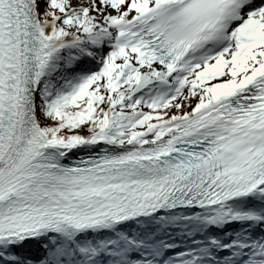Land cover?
<instances>
[{
	"label": "snow or ice",
	"instance_id": "1",
	"mask_svg": "<svg viewBox=\"0 0 264 264\" xmlns=\"http://www.w3.org/2000/svg\"><path fill=\"white\" fill-rule=\"evenodd\" d=\"M0 264H264V0H0Z\"/></svg>",
	"mask_w": 264,
	"mask_h": 264
}]
</instances>
